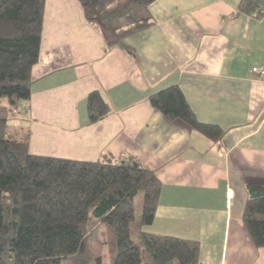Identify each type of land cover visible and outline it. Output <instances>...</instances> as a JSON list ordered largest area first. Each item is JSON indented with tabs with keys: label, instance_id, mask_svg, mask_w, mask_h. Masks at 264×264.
I'll return each mask as SVG.
<instances>
[{
	"label": "crops",
	"instance_id": "1",
	"mask_svg": "<svg viewBox=\"0 0 264 264\" xmlns=\"http://www.w3.org/2000/svg\"><path fill=\"white\" fill-rule=\"evenodd\" d=\"M240 0H156L154 25L113 49L77 0H45L31 94L9 109L6 131L28 153L94 163L131 155L161 183L146 229L199 245V264H264L243 223L246 185H264V17ZM177 85L197 121L222 130L211 141L167 121L149 97ZM109 107L90 123L87 97Z\"/></svg>",
	"mask_w": 264,
	"mask_h": 264
},
{
	"label": "trees",
	"instance_id": "2",
	"mask_svg": "<svg viewBox=\"0 0 264 264\" xmlns=\"http://www.w3.org/2000/svg\"><path fill=\"white\" fill-rule=\"evenodd\" d=\"M105 49L154 25L156 0H77ZM45 0H0V264H199V245L146 230L154 220L161 183L136 157L94 163L28 153V139L6 131L9 109L31 94ZM264 0H240L237 13L264 17ZM170 122L217 141L222 130L197 121L177 85L149 97ZM98 92L87 97L90 123L107 117ZM243 223L253 245L264 248V185H246ZM140 196L139 217H135ZM100 254L90 250L91 229Z\"/></svg>",
	"mask_w": 264,
	"mask_h": 264
},
{
	"label": "rangeland",
	"instance_id": "3",
	"mask_svg": "<svg viewBox=\"0 0 264 264\" xmlns=\"http://www.w3.org/2000/svg\"><path fill=\"white\" fill-rule=\"evenodd\" d=\"M0 106H7V101L4 99H0ZM140 196L136 197L135 202V217H139L140 212V206H141ZM148 227H146L147 229ZM90 250L93 255V257H98L100 254V245H99V237L97 232L95 231V228L91 229V235H90Z\"/></svg>",
	"mask_w": 264,
	"mask_h": 264
},
{
	"label": "built area",
	"instance_id": "4",
	"mask_svg": "<svg viewBox=\"0 0 264 264\" xmlns=\"http://www.w3.org/2000/svg\"><path fill=\"white\" fill-rule=\"evenodd\" d=\"M264 14V12H263ZM252 73L257 75L258 77L264 79V67H254L252 68Z\"/></svg>",
	"mask_w": 264,
	"mask_h": 264
}]
</instances>
